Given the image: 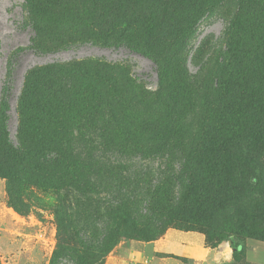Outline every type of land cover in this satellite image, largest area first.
<instances>
[{"label": "rangeland", "instance_id": "1", "mask_svg": "<svg viewBox=\"0 0 264 264\" xmlns=\"http://www.w3.org/2000/svg\"><path fill=\"white\" fill-rule=\"evenodd\" d=\"M35 2L41 13L28 15L25 0H0V113L9 63L25 49L11 101L10 137L27 155L14 177L0 176L1 264H67L68 245L60 243L58 227L67 187L59 190L56 169L35 163L37 150L53 148L59 158L77 161L75 175L91 190V200L78 207L85 208L84 216L98 205L109 209L115 176L133 218L145 226L178 204L183 184L173 173L186 155L171 149L155 156L137 147L220 138L223 116L232 111L223 103L227 97L246 110L242 117L249 123L233 143L249 147L247 156L257 163L253 172L263 181L262 198L254 204L237 164L204 170L216 181L227 177L224 190L233 209L202 199L200 221L192 229L210 233L209 246L233 253L229 235L241 226L238 219L252 223L253 211L264 222V0H253L245 15L240 0ZM31 45L43 54H33ZM258 53L259 67H240ZM0 136L1 147V127ZM209 188H217L216 182ZM244 231L248 251L242 261L224 264H264V228ZM139 232L128 229L129 238L104 254V264L123 242H143ZM84 256L81 263L88 261Z\"/></svg>", "mask_w": 264, "mask_h": 264}, {"label": "trees", "instance_id": "2", "mask_svg": "<svg viewBox=\"0 0 264 264\" xmlns=\"http://www.w3.org/2000/svg\"><path fill=\"white\" fill-rule=\"evenodd\" d=\"M252 2L253 0H240V13L245 15L250 12L248 7ZM24 6L28 15H37L42 11V8L35 0H25ZM147 24L150 27L154 26L152 20H148ZM29 50L35 55L43 54L32 45L29 47ZM24 51L25 49H19L12 57L4 84V110L2 114L0 113V127L5 133V139L3 145L0 147V164L2 165H0V176L5 178L14 177L20 169L21 164L27 159L24 149L16 145L10 137V123L12 119L11 101L14 98L17 70L21 59L20 55ZM262 57L263 54L258 53L254 56V59L244 58V63L240 67H246L248 65L246 70L252 65L259 67ZM160 79H162L161 74ZM223 103H226L232 109L230 113L237 114V117H228L230 113H227V116H223L224 119L219 133L220 138L202 144L190 142L180 143L177 141L173 143L167 140L152 143V145H149L152 148H148V144L144 145V148L137 147V151L150 153L155 156L163 155L171 149H176L175 152L186 155L184 165L180 167L178 172L173 173L176 181L182 182L183 184V191L180 194L178 204L174 208L169 209L171 210L169 214L150 221L145 226L137 224L138 222L133 218V213L126 205V200H123L124 192L119 190L120 186L115 176L110 178V184L116 190V193L112 197H109L111 199L109 209H104L98 205L90 211L89 216H84L83 212H85V208L82 212L81 208L78 207L83 204L84 199L88 198V202L91 200V190L84 187V185H80L78 175H75L76 168L79 166L77 161L59 158L57 150L53 148H50L47 152L44 149L36 151L37 161L35 163L41 162L56 169L53 180L58 183L59 190L65 186L67 187L65 188L67 191L60 204L61 213H58L59 240L60 243L68 245L63 259L67 264H104V254L117 246L122 238H129L128 229L141 231L137 233V238L143 237V242L146 243L162 238L172 224L190 228V230L181 231H192L202 234V232L192 229L200 221L196 219V215L202 208V199L214 202L220 201L229 210L233 209L230 192L227 189L224 190L227 188V177L222 176L216 181L213 177L204 174V170L213 171L217 167L223 168V163L237 164L238 167H243L244 176H247L246 180L250 184L251 191L248 193L251 199L254 200V204L256 201L261 200L263 181L259 175L253 172L257 163L253 158L247 156L249 147L241 145L240 143H233L249 123V121L244 120L242 117L245 116L246 110L240 102L229 97L224 98ZM215 182L217 188H209ZM169 183L167 185L165 184L167 192L169 190ZM164 190L165 188L161 191L163 192ZM121 192H123L122 195ZM157 194L155 190L153 197L157 196ZM96 196H101V193H97ZM105 198L102 197V200L106 201L107 199L105 200ZM11 206L16 212H22L13 201H11ZM169 210L166 211L168 212ZM251 213L252 223L246 219H238L241 226L235 232H230L229 235L232 240V248L234 249L233 260L236 263H240L248 251L246 239L243 236L244 230L259 231L260 228H264V222L256 221L255 216H253V211ZM105 217L109 218V220H106ZM203 235L206 237V241L207 238L211 239L210 233H203ZM90 236L91 239L89 240ZM134 241L139 240L135 239ZM81 255H85L84 258H88V261L81 263ZM183 260L187 262L186 259Z\"/></svg>", "mask_w": 264, "mask_h": 264}, {"label": "crops", "instance_id": "3", "mask_svg": "<svg viewBox=\"0 0 264 264\" xmlns=\"http://www.w3.org/2000/svg\"><path fill=\"white\" fill-rule=\"evenodd\" d=\"M232 259L230 249L209 246L203 234L170 228L156 241L123 242L106 264H224Z\"/></svg>", "mask_w": 264, "mask_h": 264}]
</instances>
